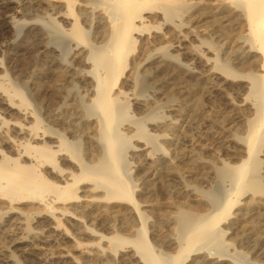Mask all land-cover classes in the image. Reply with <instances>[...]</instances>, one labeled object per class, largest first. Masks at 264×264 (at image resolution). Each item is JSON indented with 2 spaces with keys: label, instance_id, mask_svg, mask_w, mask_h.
<instances>
[{
  "label": "bare ground",
  "instance_id": "obj_1",
  "mask_svg": "<svg viewBox=\"0 0 264 264\" xmlns=\"http://www.w3.org/2000/svg\"><path fill=\"white\" fill-rule=\"evenodd\" d=\"M182 8L190 10L192 20L205 15L216 18V32L229 44L222 58L217 54L205 58L197 47L188 49L201 67L211 75L216 73V93L242 115L243 135L236 136L242 158L234 165L221 162L215 167L217 176L230 181V192L223 200L210 192V211L190 215L187 220L179 218L176 250L167 254L155 252L148 239V215L134 195L125 158L133 138L134 152L145 160L151 159L159 144L156 136L145 131L142 118L128 114L126 96L130 90L144 89L150 67L152 75L159 74L165 61L176 59L172 51L184 47L180 46L183 36H176L174 44L156 47L167 41V32L146 33L145 28L156 19L168 24ZM0 10L7 38L0 46V79L8 80L9 71L13 80L18 74L33 77L36 69L51 78L47 85L28 81L26 95L16 81L10 80V86L0 83V200L7 203L4 221L23 227L27 238L47 242L49 237H72L62 226V217L82 228V215H92V221L103 224L108 234L83 227L98 237L83 257H92L98 264H184L194 252L206 249L214 253V246L223 242L221 222L238 194L250 192L244 207L235 211L241 219L258 203L257 195L264 193L257 157L258 147L264 144V0H0ZM32 11L38 13L25 19ZM21 56L32 59L33 69L26 67L28 62L19 64ZM67 82L81 88L83 100L65 95ZM133 104L137 108L142 105ZM122 116L135 127L121 130ZM81 141L86 144L83 155ZM80 181H85L84 191L90 193L84 197L77 195ZM116 199L129 205L114 208ZM30 217L36 219L31 228ZM132 227L134 237L121 234ZM24 241L15 240L18 244ZM126 243L133 249L116 256L117 248ZM239 256L237 261L246 264ZM12 257L8 255L6 261ZM51 258L79 264L75 255L63 248ZM38 260L44 262L41 257Z\"/></svg>",
  "mask_w": 264,
  "mask_h": 264
},
{
  "label": "rangeland",
  "instance_id": "obj_2",
  "mask_svg": "<svg viewBox=\"0 0 264 264\" xmlns=\"http://www.w3.org/2000/svg\"><path fill=\"white\" fill-rule=\"evenodd\" d=\"M1 13L2 10H0V46L7 41ZM37 13L32 11L24 18L31 20ZM191 17L190 10L182 8L168 24H162V21L158 19L146 24V33L152 32L159 35L167 32V41L158 42L156 47L174 44L177 37L182 38V36L184 41L180 46L184 47L172 51L176 59L165 61L162 64L164 70L159 74L152 75L150 67L147 71L148 74L144 76V89L130 90L126 96L128 114L134 118H142L145 131L156 136V141L159 144L158 149L152 150L151 159L145 160L143 155L134 152L133 145L136 140L133 138L130 146L126 149L125 158L126 170L133 186L134 195L148 215V239L155 252L160 251L167 254H173L176 250L175 241L179 233V218L187 220L190 215L210 211L212 209L208 202L210 192L219 194L216 195L221 197L220 200H223L225 193L230 192V181L217 176L215 167L219 166L221 162L226 164L229 162L230 165H234L242 158L240 155L241 142L236 137L243 135V128L240 127L239 122L242 115L216 93V73L211 75L207 68L201 67L196 62L195 55H191L188 49L197 47L198 54L205 58H213L216 54L222 58L224 52L229 49V44H225L224 36H219L216 32V18H207L205 15L192 20ZM164 26L165 29H163ZM66 60H68L67 56ZM26 62H28L27 65ZM19 64L26 65L27 68L30 66L28 69L31 70L34 62L31 58L27 60L25 56H21ZM19 64L18 67H20ZM37 70L31 71L33 77H26L27 75L23 77L16 72L18 78L15 80L9 71V79H0V83L10 86L13 85L10 80L16 81L17 86L26 95L29 90L28 81L49 84L51 78L40 74ZM126 71L124 70V73L121 74V78H124ZM64 86V93L66 92L65 95L68 94L71 100H83L84 93L78 85L67 82ZM86 99L84 102H87ZM135 101L144 105L137 108L136 104H133ZM120 121L121 130H125L127 126L135 127V124H131L132 126L128 124L125 116H122ZM85 146L86 144L81 141L82 155ZM258 151L257 157L261 160L258 175L264 184L263 143L258 147ZM171 168L172 170H170ZM84 182L80 181L78 184L77 195L81 197L90 194L85 193L86 183ZM248 196H250V192L238 194L236 204L231 208L229 215L222 220L223 242L214 246L215 252L209 253L206 249L194 252L184 264H241L238 262L239 255L244 257L243 261L246 264H264V215H262L264 213V193L257 195L258 203L251 207L245 218L238 219L235 216L236 209L244 207ZM35 201L37 200L35 199ZM4 202V199L0 200L2 203L0 204V264H67L51 258L52 253H56L62 248L70 250L79 264H98L92 257H83V253L89 250V245L98 241V237L93 232L83 231V227H92L94 231L108 234L103 224L92 221V215H82V228H78L72 221L62 217V226L68 230L72 237L64 240L49 237L51 240L45 242L39 237L27 238L23 227L15 222L4 221L5 205H7ZM112 205L114 208L124 209L129 203L123 199H116ZM180 210L184 211L181 216L179 215ZM234 219H237L236 224L231 223ZM35 220L33 217L28 219L30 228L35 225ZM133 229L134 227L121 231V234L124 237L132 238L134 237L132 236ZM18 239L25 240V243H16L15 240ZM74 242L78 244L74 245ZM131 249H133L131 244H123L117 248L116 256ZM216 250L221 253H216ZM10 254L13 255V259L6 261V257ZM114 254L112 252V255ZM39 257L44 262L39 263ZM193 260L198 262L191 263ZM122 264L133 263L127 261Z\"/></svg>",
  "mask_w": 264,
  "mask_h": 264
}]
</instances>
